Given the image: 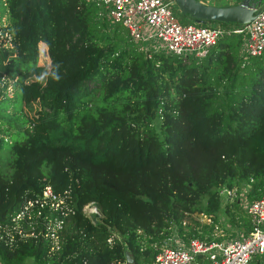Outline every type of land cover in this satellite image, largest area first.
I'll list each match as a JSON object with an SVG mask.
<instances>
[{"label":"trees","instance_id":"16d2710c","mask_svg":"<svg viewBox=\"0 0 264 264\" xmlns=\"http://www.w3.org/2000/svg\"><path fill=\"white\" fill-rule=\"evenodd\" d=\"M172 12L181 23L214 22ZM3 16L0 264H125L126 248L135 264H151L173 234L184 243L220 238L212 234L220 188L262 195L264 48L242 60L243 34L230 33L201 59L147 56L98 0H0ZM56 64L59 80L37 82ZM45 185L58 204L47 198L15 218ZM88 202L96 213L82 211ZM238 203L224 210L244 233ZM192 213L208 221L184 223ZM55 220L52 238L46 225Z\"/></svg>","mask_w":264,"mask_h":264},{"label":"built area","instance_id":"2783aa9c","mask_svg":"<svg viewBox=\"0 0 264 264\" xmlns=\"http://www.w3.org/2000/svg\"><path fill=\"white\" fill-rule=\"evenodd\" d=\"M98 2L106 17L119 22L132 40L145 46L143 50L147 56L152 50L169 52L186 59H201L206 56L218 38L230 33L243 34L238 50L242 60L260 54L264 48V6L248 23L196 24L181 23L172 12L171 0H98ZM0 24H4L3 17H0ZM9 38L8 32L6 30L2 32L0 29V39ZM232 188L222 187L220 193L230 195L233 192ZM47 198L54 201L50 202L54 206L60 201H55L56 195L49 185H45L41 195L28 200L15 218L28 213L33 204L42 206ZM242 208L250 224L246 232L224 237L215 223L212 234L215 237L219 236V239L206 241L192 237L184 243L179 238H172L171 235L164 239V245L154 254L151 264H248L254 257H257L259 264H264V191L257 198L247 199ZM82 211L89 214L96 213L97 209L93 203L88 202L82 206ZM59 227V220L46 225L49 236L54 238L55 229ZM4 230L5 234L9 235L8 229L4 227ZM11 239L9 235L8 241Z\"/></svg>","mask_w":264,"mask_h":264},{"label":"water","instance_id":"95a60500","mask_svg":"<svg viewBox=\"0 0 264 264\" xmlns=\"http://www.w3.org/2000/svg\"><path fill=\"white\" fill-rule=\"evenodd\" d=\"M174 6L197 23L204 21L227 24L248 23L264 6L263 0H239L235 4L214 5L200 0H171ZM125 264H135L129 249L123 251Z\"/></svg>","mask_w":264,"mask_h":264},{"label":"rangeland","instance_id":"374dc122","mask_svg":"<svg viewBox=\"0 0 264 264\" xmlns=\"http://www.w3.org/2000/svg\"><path fill=\"white\" fill-rule=\"evenodd\" d=\"M207 1L211 2L212 0L211 1L207 0ZM212 2L213 3H217V2L220 3L219 0H213ZM224 2H226V1H224ZM173 7L177 10L176 13L179 16H181V14H180L181 12L179 13V10L174 5L172 6V8ZM3 18H4V16H3ZM214 23H217V22H214ZM153 45H155V43ZM139 47H140V49H142V50L144 49L145 50V46L143 44H141V45L139 44ZM145 55H147V53H145ZM47 62H48V56L46 54V46L44 45V43L40 42L38 44L37 63L38 64H41V63L45 64ZM11 89H12V86L9 84L7 89H6L7 95L11 94ZM247 187H248L247 185H243L240 188H234L233 187L232 188L233 192L230 195H226V194L220 193V189L218 190V192L220 194V203H221L220 205L221 206H220V208H219V210L217 212V222H216V224L221 229V232L224 235H226V236L229 234L230 231L237 230V227L231 226L228 223V221H227L228 217H227V214H226V212L224 210V203L232 201L233 199H237L238 202H239L238 205H240L241 207L243 205H245L246 202H247V199L245 197V193L247 192ZM88 207H89V205H88ZM229 207H230V205H229ZM231 209L234 210L233 207H231ZM86 210H87V208H86ZM183 219H184V223H191V221H192L191 219H197L200 222H207L206 217H204V216H202L200 214H195V213H192L191 215H185V217ZM235 233H236V231H235ZM172 238H178V237L176 235H172ZM29 263H30V261L26 260L25 263H23V264H29Z\"/></svg>","mask_w":264,"mask_h":264},{"label":"clouds","instance_id":"9594fccd","mask_svg":"<svg viewBox=\"0 0 264 264\" xmlns=\"http://www.w3.org/2000/svg\"><path fill=\"white\" fill-rule=\"evenodd\" d=\"M59 67H60L59 64L50 65L49 68L46 71H44V72L40 73L38 76H36L37 82H44V81H46V79L49 76H51V78L54 79V80H59L60 77L57 74Z\"/></svg>","mask_w":264,"mask_h":264},{"label":"crops","instance_id":"0c3cea01","mask_svg":"<svg viewBox=\"0 0 264 264\" xmlns=\"http://www.w3.org/2000/svg\"><path fill=\"white\" fill-rule=\"evenodd\" d=\"M200 1H203V2H205V3H209V4H214V5H229V4H232L235 0H224V1H226V2H224L223 0H219L220 1V3H213L211 0H209V1H211V2H208L207 0H200ZM173 4V3H172ZM174 5V4H173ZM172 5V6H173ZM249 220V219H248ZM236 231V233L235 234H237V233H240V234H242L243 233V231H242V229L241 228H237V230H235Z\"/></svg>","mask_w":264,"mask_h":264}]
</instances>
